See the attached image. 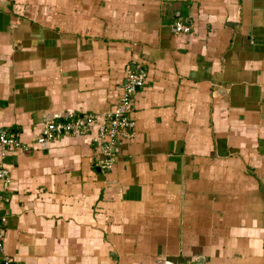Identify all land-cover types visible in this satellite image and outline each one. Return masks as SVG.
Wrapping results in <instances>:
<instances>
[{"label":"crops","instance_id":"0c3cea01","mask_svg":"<svg viewBox=\"0 0 264 264\" xmlns=\"http://www.w3.org/2000/svg\"><path fill=\"white\" fill-rule=\"evenodd\" d=\"M127 69L145 83L109 171L91 136L0 155V258L264 264V0H0V130L22 143L102 116Z\"/></svg>","mask_w":264,"mask_h":264},{"label":"built area","instance_id":"2783aa9c","mask_svg":"<svg viewBox=\"0 0 264 264\" xmlns=\"http://www.w3.org/2000/svg\"><path fill=\"white\" fill-rule=\"evenodd\" d=\"M175 32L187 34L190 27L181 22H174ZM145 83V74L140 71L126 70L117 99L112 108L102 116L86 113L79 116L44 118L40 124L39 131L34 139L33 145L22 143L12 131H0V155L8 151L18 149L28 151L37 145H45L54 141L59 136H91L95 142L98 158V169L107 172L111 169L113 151L123 143L133 138L134 122L131 117L132 97L137 89ZM9 184V175L6 167L0 165V210L4 200L3 193ZM2 248V235L0 231V251ZM157 264H175L174 262L161 258L155 261ZM0 264H14L13 260L6 255L0 258ZM189 264V263H188Z\"/></svg>","mask_w":264,"mask_h":264},{"label":"water","instance_id":"95a60500","mask_svg":"<svg viewBox=\"0 0 264 264\" xmlns=\"http://www.w3.org/2000/svg\"><path fill=\"white\" fill-rule=\"evenodd\" d=\"M0 131H1V130H0ZM200 262H201V260H200V259H198L196 264H200Z\"/></svg>","mask_w":264,"mask_h":264},{"label":"trees","instance_id":"16d2710c","mask_svg":"<svg viewBox=\"0 0 264 264\" xmlns=\"http://www.w3.org/2000/svg\"><path fill=\"white\" fill-rule=\"evenodd\" d=\"M7 131H14V129H12V128H9V130H7Z\"/></svg>","mask_w":264,"mask_h":264}]
</instances>
